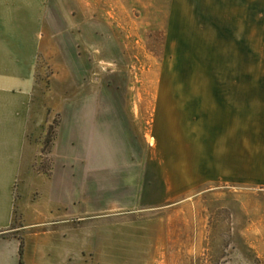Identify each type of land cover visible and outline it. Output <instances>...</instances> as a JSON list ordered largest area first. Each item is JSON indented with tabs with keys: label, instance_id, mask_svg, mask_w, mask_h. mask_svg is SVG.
<instances>
[{
	"label": "rangeland",
	"instance_id": "1",
	"mask_svg": "<svg viewBox=\"0 0 264 264\" xmlns=\"http://www.w3.org/2000/svg\"><path fill=\"white\" fill-rule=\"evenodd\" d=\"M170 14L161 0H46L31 105L35 119L21 151L17 203L20 195H25L27 208L42 209L40 195L61 193L58 182L52 187L49 184L55 143L44 151L45 140L51 126L57 129V140L63 119L75 123L82 113L126 114L129 127L123 133L122 167L144 153L145 147L150 154L161 142L159 138L166 146L172 142L171 129H159L156 124L158 117L171 122L178 96L185 97L179 99L185 111L188 96L196 97V108L207 105L210 110L215 102L220 106V101L224 105L226 111L222 113L218 108L207 113L196 109L198 121L211 128L209 135L207 129L204 134L197 127V142L205 136L213 146L241 137L244 153L254 146L252 139L257 138L254 134L259 126L251 113L239 110L250 103L236 94L243 90L248 96L249 89L211 86L264 80V62L261 70L246 71L227 63L212 65L210 56H191L187 18L179 16L172 22ZM215 91L226 95L222 100L214 99ZM235 108L237 112H230ZM221 131L226 132L221 136ZM75 134L66 125L61 130L60 145L68 148L69 137ZM181 136L186 142L192 135L185 130ZM75 137L71 151L82 155L88 170L92 156L87 136ZM92 177L90 171L86 185L90 186ZM94 177L100 180L98 195H108L119 175L100 171ZM97 202L102 205V201ZM174 203L168 209L132 215L112 216V212L101 211L95 221H85V243L98 239L99 246L96 258L89 257L85 247L83 264H256L257 259L264 264V185L215 180ZM16 213L14 226L21 228L24 219L18 208ZM20 231L23 264H29V232Z\"/></svg>",
	"mask_w": 264,
	"mask_h": 264
},
{
	"label": "crops",
	"instance_id": "2",
	"mask_svg": "<svg viewBox=\"0 0 264 264\" xmlns=\"http://www.w3.org/2000/svg\"><path fill=\"white\" fill-rule=\"evenodd\" d=\"M161 1L165 8H170L172 22H177L174 18L179 16L187 18L188 54L202 55L206 59L210 56L212 65L227 63L242 66L237 68L240 70H261L264 0ZM45 9L46 0H0V264H21L20 229L29 232L27 263L83 264L87 257L85 247L90 251L89 257L96 258L99 246L98 239L85 243L84 222L95 221V215L101 211L121 216L168 209L174 202L189 197L197 187L215 180L264 185V90H260L264 89V80L247 79L211 86L249 89L248 96L243 90L236 91L238 98L250 103L239 110L251 113L259 126L254 134L257 138L252 139L254 146L246 150L247 153H244L241 137L229 143L218 141L213 146L211 140L206 142L205 136L197 142V127L202 128L204 134L207 129L209 135L211 128L198 121L196 109L207 113L216 112L218 108L222 113L226 111L222 101L220 106L215 102L218 106L214 104L209 110L207 105L196 108V97L188 96L189 106L185 111L179 102L185 97L178 96L171 122L165 123L158 117L156 124L159 129H171L172 142L166 146L159 138L161 142L155 150L149 154L145 147V152L132 157L126 167H122L123 133L129 127L126 114L82 113L77 115L79 121L75 123L63 119L55 141V162L49 184L52 187L58 182L61 193L40 195L44 200L42 209L27 208L25 195H20L17 203L15 188L21 173V151L27 143L31 121L35 119L31 105ZM214 95V99L222 100L226 93L215 91ZM237 111L235 108L230 112ZM66 125L76 134L69 137L71 145L64 149L60 137ZM185 130L192 135L186 142L181 136ZM78 134L87 136L91 148L92 165L88 170L84 169L82 155L78 157L77 152L71 151ZM90 171L93 177L88 186L85 178ZM100 171L119 175L108 195H98L100 180L94 174ZM152 172L156 174L154 177ZM95 201H102V205ZM17 208L24 219L21 228L14 226ZM31 242L34 243L33 256Z\"/></svg>",
	"mask_w": 264,
	"mask_h": 264
},
{
	"label": "trees",
	"instance_id": "3",
	"mask_svg": "<svg viewBox=\"0 0 264 264\" xmlns=\"http://www.w3.org/2000/svg\"><path fill=\"white\" fill-rule=\"evenodd\" d=\"M56 137H57V129L55 128V126H51L49 129L48 136L45 140L44 151H48L49 149H51L54 146V143L56 141ZM1 236L4 237L5 234H3ZM23 251H24V244H23V241L21 240V248H20L21 264H23V260H22ZM256 264H261L259 259L256 260Z\"/></svg>",
	"mask_w": 264,
	"mask_h": 264
}]
</instances>
